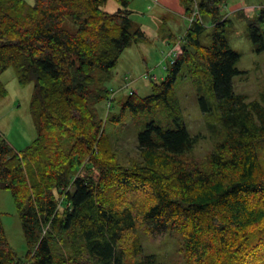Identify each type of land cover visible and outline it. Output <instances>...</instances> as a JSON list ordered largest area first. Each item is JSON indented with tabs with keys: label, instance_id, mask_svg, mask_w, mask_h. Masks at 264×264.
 <instances>
[{
	"label": "trees",
	"instance_id": "obj_1",
	"mask_svg": "<svg viewBox=\"0 0 264 264\" xmlns=\"http://www.w3.org/2000/svg\"><path fill=\"white\" fill-rule=\"evenodd\" d=\"M0 0V74L34 84L36 135L15 151L0 135V189L11 193L27 247L26 264H157L140 231L178 234L179 264H264V94L233 91L239 55L226 39L227 0H196V17L151 94L127 93L119 112L151 119L137 135L138 162L121 164L98 106L111 102L121 54L144 33L133 29V0ZM194 0H183L191 17ZM264 51V10L247 25ZM189 78L212 134L204 158L175 94ZM8 95L0 81V101ZM113 101V100H112ZM158 116L159 119H155ZM0 264H21L0 220Z\"/></svg>",
	"mask_w": 264,
	"mask_h": 264
},
{
	"label": "rangeland",
	"instance_id": "obj_2",
	"mask_svg": "<svg viewBox=\"0 0 264 264\" xmlns=\"http://www.w3.org/2000/svg\"><path fill=\"white\" fill-rule=\"evenodd\" d=\"M25 2L31 5L34 0ZM118 7L110 0L103 9L112 13ZM185 8L183 0H133L129 5L133 29L139 28L144 33V40L133 43L121 54L113 77L106 84L113 91L111 102L98 106L111 147L123 165L130 166L139 161L137 135L151 115L132 118L126 114L119 123H111L110 118L118 114L127 93L134 90L142 97L150 95L151 81L159 82L165 77L166 67L172 63L184 33L196 17V0L191 5V17H186ZM221 9L229 20L227 42L239 55L236 64L239 74L232 80L233 91L244 96L247 102L259 100L264 94V51H254L247 25L264 10V0H227ZM0 81L8 92L7 97L0 101V135L15 151L20 152L31 144L36 135L34 119L29 111L34 84L19 85L12 68L0 74ZM175 94L188 132L199 136L192 155L204 159L212 149L213 140L207 118L199 109L193 82L187 77L178 79ZM260 158L264 162V150ZM0 220L8 247L15 252L21 264H26L24 256L27 247L20 221L11 193L4 189H0ZM139 234L143 254L154 255L157 264H179L178 250L183 240L178 234L157 237L143 231ZM130 263L128 260L127 264Z\"/></svg>",
	"mask_w": 264,
	"mask_h": 264
}]
</instances>
